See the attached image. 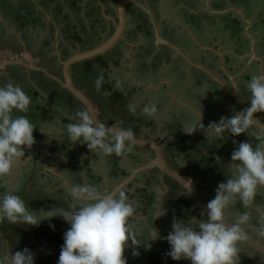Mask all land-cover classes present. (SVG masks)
I'll return each instance as SVG.
<instances>
[{
	"label": "flooded vegetation",
	"instance_id": "af4514ba",
	"mask_svg": "<svg viewBox=\"0 0 264 264\" xmlns=\"http://www.w3.org/2000/svg\"><path fill=\"white\" fill-rule=\"evenodd\" d=\"M0 1L6 9L5 11L1 10L0 7V16L3 17V21L4 18L6 19L5 13H7L11 20L21 24L20 29L23 30L19 36L15 30L10 29V25L8 29L5 28L4 22L0 19V35H5V38L9 35L3 46L0 43L1 49L19 46L22 51V55L20 53L16 55L15 59L9 60L16 63L4 66L7 69H14L16 77H9L10 73L0 68V74H2L0 79L11 80L24 77L23 90L31 97L35 105L33 109L29 107L28 113H22V115L31 117V121L37 124L33 132L35 143L31 148L22 146L25 157L21 159L22 161L28 160V162L19 163L17 167L23 169L22 173H19L16 167V171L6 178V182L9 181L13 191H17L19 186L25 187L23 179L31 174L37 178L38 182L40 180L41 183L48 184L49 191L43 189L44 194L45 192L49 194L47 192L54 189L56 192L63 189L67 193V198L71 197L70 189L73 186L85 183L97 185L103 190L114 191L117 194L123 191L136 209L135 215L130 220V225L136 234L137 243H133L131 238L127 241L124 251L127 264H157L160 256L164 257L166 264H179L168 255L171 246L167 236L172 232L173 223L178 218H182L185 223L190 219L198 221L206 219L188 190L173 177L163 174L158 167L141 171L133 176L135 168L155 157V150L152 148H143L132 144V151L124 155L126 160L121 162V157L115 154L104 156L99 150H90L87 144H72L64 128V125L72 123L68 120L69 117H72L70 114L72 113L70 112L72 111V97L63 96L62 98L66 101L63 106H59L54 100L56 96L61 97L60 92L62 93V91L72 95L61 84L65 82L63 62L77 51L92 49L100 45L117 31V26L120 24L119 0H95V3L88 5L87 1L89 0L72 1V11L67 13L61 12L58 6L56 7V0ZM136 1L151 10L161 37L177 46L180 52L166 43L158 44L156 27L150 13L134 2H130L126 6V27L122 38L108 52L88 60H94L96 67L99 65L101 69L105 70L119 67L122 72L118 74H121L125 81L120 83L121 78L117 74L112 78V81H116L115 86L122 90L135 89L138 95L139 88L134 86L138 83L137 79H141L143 76H145V85H148L146 81L151 80H154L155 85H150V95L146 94L144 102L140 101V95H133L131 104H135L136 112L139 110L141 113L138 121L133 122L134 126L117 120V122L111 121L110 117H104L102 111L94 104L102 119L118 124L124 129H132L135 136L154 138L159 142L169 164L191 180L208 203L215 198L218 184L226 182L231 154L238 148L240 141L256 143L254 138L250 137L256 129L250 130V136L248 133H241L237 136L226 130L225 136L212 140L213 137L210 134L213 130L211 128L206 130L207 123L219 122L222 116H234L237 111L244 108L236 98L227 93L221 84L197 68L195 63L210 69L226 82L231 91L237 90L250 107L251 93L246 88V82L252 75L264 74V50L261 49H264V46L260 44L256 34L251 32L255 25L257 36L260 33L262 35L264 31V25L261 30L257 24L258 21L264 22V14L260 13L258 8V4L261 2L260 0ZM98 2L104 5L103 13L98 8L100 6ZM16 3L19 10L15 6ZM262 5H264V0ZM101 13L105 22L102 18L99 20ZM29 16L33 20L32 22L29 20L22 22ZM39 16V22L42 23L41 28H38L39 22H34L39 20ZM237 19L242 23L241 28L237 24ZM246 20H250L251 24ZM71 23L72 29H70ZM67 25H69V29ZM2 26L6 31L2 30ZM247 26H249L248 29ZM228 38H231L229 42L226 41ZM87 45L89 48L85 49ZM181 52L191 61H188ZM109 53L113 54L111 58L107 57ZM18 61H22V63H17ZM112 63L115 66H112ZM30 64H34L37 69L29 66ZM74 66L75 64L71 66V73L75 82ZM17 68L21 69L17 70ZM22 68H25L28 74L23 76ZM44 70L59 80L51 77ZM231 71H234L233 74ZM0 83L2 82L0 81ZM75 84L77 85L76 82ZM131 84L132 86H130ZM0 85L2 86V84ZM54 85L59 88L56 90ZM78 87L84 90L80 86ZM207 88L208 92H211L208 95L205 94ZM91 89H93L92 92L96 91L95 86H92ZM160 89L163 93L156 104L157 112L152 117L145 116L142 113L143 107L157 101L160 93L152 94V91H160ZM84 92L88 95L85 90ZM88 96L93 100L90 95ZM51 105L54 106V109L51 108ZM205 106L207 110L204 112ZM43 107L52 109L46 112L47 118L40 115L44 112ZM210 109L214 112L212 118L214 121L212 119L205 121L203 113H209ZM254 115L264 124V112ZM74 120L77 119L74 117ZM145 120L153 121V123L142 125L141 132L136 133L137 123ZM196 122L195 130L192 133L186 132ZM50 125L58 129L56 137H50L40 131L41 127L47 132ZM70 150L72 151V160L66 161L65 164L63 155L70 156ZM218 157L219 159H217ZM99 158L103 159L105 166L107 165V170L105 169L104 172L103 164L97 163ZM15 181H19L20 185H15ZM67 184L70 188L67 187ZM262 188L264 187L258 190L251 208L254 211L257 208L264 209V191H262L264 189ZM27 196L31 201L32 198ZM22 197L28 202L25 195ZM44 198L46 197L44 196ZM55 198H58V195L53 196L50 201L51 209L58 208L53 204ZM142 205L140 213H137L139 212L138 206ZM242 206L238 201L235 206L229 208L231 218L234 219L237 213L243 212ZM174 208L180 211L179 216L177 213L172 215V212L175 211ZM147 210L151 213L145 214L144 212ZM159 213H166L167 217L163 219ZM135 223L137 226L134 225ZM154 231L158 233V236L153 240L151 238ZM249 234L264 242L263 238L250 232ZM43 241L41 240V242ZM46 244L44 248L46 251L41 253L42 255L53 252V249L48 248L50 244L48 242ZM136 244L138 247H135ZM61 246L59 244V247ZM239 247L238 264L264 263L261 260L262 255L249 250L242 243Z\"/></svg>",
	"mask_w": 264,
	"mask_h": 264
},
{
	"label": "clouds",
	"instance_id": "9594fccd",
	"mask_svg": "<svg viewBox=\"0 0 264 264\" xmlns=\"http://www.w3.org/2000/svg\"><path fill=\"white\" fill-rule=\"evenodd\" d=\"M103 82L101 74L95 82L98 92ZM246 88L251 93L250 107L231 117L222 116L209 128L217 138L226 130L238 136L249 135L251 129H256L249 135L256 143L240 142L232 152L228 178L218 184L215 198L207 203L206 219L173 223V231L167 236L171 246L168 255L173 260H190L191 264H238L240 243L251 239L248 231L253 218L251 211L237 213L233 219L229 208L238 201L245 209L252 208L259 188L264 187V128L253 118L255 113L264 112V74L252 75ZM31 103V97L19 85L9 82L0 86V180L16 171L21 158L25 157L22 146L31 148L35 143L33 132L37 124L26 115H13L14 111L28 113ZM128 107L136 112L135 104ZM156 112L154 103L142 109L147 117ZM76 117V122L64 125L72 144H87L90 150H99L104 156H124L132 151V129L109 128L88 110L77 111ZM197 122L186 132L192 133ZM40 131L56 137L58 129L50 125L47 132L41 127ZM70 196L67 207L36 212L23 197L6 191L0 195V220L38 226L44 219L62 217L70 227L64 233L58 264H127L124 256L127 241L130 238L133 243L137 241L130 225L136 209L126 193L108 192L85 183L73 186ZM256 211L258 226L254 231L264 238V209ZM157 236L158 233L151 239ZM0 264H35V254L25 247L22 251L0 255Z\"/></svg>",
	"mask_w": 264,
	"mask_h": 264
},
{
	"label": "rangeland",
	"instance_id": "374dc122",
	"mask_svg": "<svg viewBox=\"0 0 264 264\" xmlns=\"http://www.w3.org/2000/svg\"><path fill=\"white\" fill-rule=\"evenodd\" d=\"M45 1V0H44ZM57 2H59V0H56ZM69 1H77V0H69ZM79 2H81L82 0H78ZM83 1H86V0H83ZM88 3H87V5L88 4H92V3H95V0H89V1H87ZM260 2H261V4H258V8L260 9V13H262V14H264V5H262V2H263V0H260ZM99 4L98 5H100L98 8H99V10H101V12L103 13V9H104V5H101L100 4V2H98ZM57 5H58V3H57ZM59 6V5H58ZM19 9V8H18ZM2 10H6V9H2ZM70 10L69 9H66L64 12H69ZM58 13V12H57ZM102 13H101V16H99V20L102 18L103 20L105 19L104 18V16L102 15ZM6 14V19L8 20H6L5 18H4V27L5 28H7L8 29V27H9V25H10V29L12 30V31H16L18 34H21L22 33V31L23 30H21L20 29V27H21V24H17L16 22H14L13 20H11L9 17H8V14L7 13H5ZM71 15H72V12H71ZM42 17V16H41ZM39 18V20H35L34 22H39L40 21V16L38 17ZM30 21V22H32L33 20H31L30 19V16L26 19H23L22 20V22L23 21ZM83 21V20H82ZM102 22V21H101ZM104 22H105V20H104ZM197 24L199 23V22H196ZM223 24V23H222ZM258 26L259 27H261V30H262V28H263V25H264V22L263 21H258ZM224 25V24H223ZM87 26V25H86ZM3 27V26H2ZM2 28V30H4V31H6V29L5 28ZM29 26H27V29H29L28 28ZM42 27V23L41 22H39L38 23V28H41ZM70 29H72V23L70 24ZM255 27H256V25L253 27V31H251L252 32V34H256V38L259 40V42H260V44L261 45H263L264 46V41H263V34H264V31L262 32V35H260L259 34V36H257L258 35V33H255ZM224 28H225V26H224ZM24 29V28H23ZM68 29H69V26H68ZM92 29V28H91ZM257 31H260V29H257ZM21 32V33H20ZM91 33V32H90ZM89 33V34H90ZM231 38H228V39H226V41L227 42H229V40H230ZM225 45H228V44H225ZM87 48H89L88 47V45L85 47V49H87ZM262 50H264L263 48H261ZM22 51L20 50V48H19V46H17V48L16 47H14V46H11L10 48L8 47V48H3V49H1V52H0V62L1 63H3V62H6V60H10V59H15L16 58V55H19L20 53H21ZM263 54V53H262ZM21 55H22V53H21ZM113 56V54H108L107 55V57L108 58H111ZM20 58V57H19ZM93 61V60H92ZM23 62H24V60H23ZM91 61H88V60H86V61H83V62H79V63H76L75 64V66H74V79H75V82L77 83V85L78 86H80L81 87V85H83L84 87H86L84 90L86 91V90H88L87 91V93H88V95H90L93 99H94V96L91 94V93H93L92 92V90L89 88V87H87L86 85V83H83L82 84V80H86V82H90L91 80L93 81V84H91V86H95V82H96V79L102 74H104V73H108L107 75H108V80L107 81H111L112 80V78L117 74V76H119V78H121L120 79V83H123V81H125V78L123 77L122 78V76H121V74H118V73H121L122 71H121V69H119V67H117V69H116V67H115V69H101L100 67H99V65H97V67H95L94 65L92 66V68L90 69V68H88V63H90ZM112 66H115L113 63L111 64ZM35 66V65H34ZM111 66V67H112ZM0 68H3V70L5 71V70H7V72H9L10 74H9V77H12V76H14V77H16V73H15V70L14 69H10V68H4V66H2V67H0ZM18 69H21V68H17V70ZM76 70H78V72H76ZM21 71H23V76L24 75H26V73H27V71L25 70V68H22V70ZM142 71V70H141ZM232 72V74H233V72L234 71H231ZM93 73H96V74H93ZM141 73V72H140ZM150 73V71L148 72V74ZM28 74V73H27ZM142 74V73H141ZM231 73H230V75H232ZM1 76H2V74H0ZM96 75V76H95ZM157 75V74H156ZM22 76V77H23ZM151 77V76H150ZM147 78H149V76H147ZM23 79H24V77H23ZM23 79L21 78V79H11V80H8V79H6V78H1L0 79V81L2 82V83H0V84H2V86L3 85H5V84H7V83H9V82H11V83H13L14 85H19L22 89H24V82H23ZM3 80H4V82H3ZM144 81H145V76H143V77H141V79H137V82L138 83H141V84H138L137 83V85L135 84V86L134 87H138L139 88V90H138V95H137V93H135L134 95H137V96H139L140 95V98H141V100L140 101H142V102H144L145 101V96H146V94L147 95H150V85H155V83H153L154 82V80H151V81H146L147 83H148V85H145L144 84ZM20 82V83H19ZM86 84V85H85ZM1 86V85H0ZM55 86V88H56V90L59 88V87H57L56 85H54ZM130 86H132V84L130 85ZM157 86V85H156ZM148 90V91H147ZM208 88L206 89V93L205 94H209V93H211V92H208ZM230 90H231V88H230ZM61 91V90H60ZM160 93V95H158V97H157V101L156 102H153L155 105L158 103V99L160 98V96H161V93H163V91H162V89H160V91H156V90H153L152 91V94H156V93ZM60 94H61V97L59 96V97H55V103L56 104H58L59 106H63V105H65V103H66V101L62 98L63 96L64 97H66V98H71L72 97V95L70 94V93H66L65 91H62V93L60 92ZM67 94V95H66ZM151 94V95H152ZM142 102H140L141 104L140 105H142ZM218 102V101H217ZM97 103V102H96ZM153 103H151V104H153ZM74 104H75V100L72 98V105H71V108H72V111H70V112H72V113H70V114H72V117H69V121L70 122H76L75 120H74V117H76V114L75 113H73L74 111H78V110H85L84 108H83V106H80L77 110H75V106H74ZM77 104V106L79 105L78 103H76ZM34 105H35V102H32L31 103V105H30V108L31 109H33L34 108ZM97 105V107H98V109H99V104L97 103L96 104ZM149 105V104H148ZM76 106V107H77ZM144 106V105H143ZM142 106V107H143ZM47 109H49V110H52V109H54V106H52L51 105V108H49V107H46ZM100 110V109H99ZM203 110H204V112L207 110V108H206V106L203 108ZM54 112V111H53ZM17 114H20V115H22V113H19V112H17ZM205 114V115H204ZM214 112L210 109V112L209 113H203V118L205 119V121H209L208 119H212L213 117H214ZM119 116V115H118ZM30 120H31V117H28ZM118 118H120V117H118ZM78 119V118H77ZM126 119H129V118H127L126 117ZM213 120V119H212ZM214 121V120H213ZM206 125V124H205ZM210 125H211V123L209 122V123H207V125H206V130L208 131L209 130V127H210ZM210 135H212V140H216V139H214V138H217V137H215V135H214V133L212 132ZM222 136H225V134L224 135H222ZM218 139V138H217ZM220 141V140H219ZM240 141V140H239ZM238 141V142H239ZM241 142V141H240ZM223 143V142H222ZM77 148V147H76ZM72 151L70 150V156H68V154H66V155H63V160H65V164H66V161H69L70 159L72 160V153H71ZM127 155V154H126ZM66 156H68L67 158H65ZM119 157H121V159H120V161L122 162L123 160H126V158H125V156H119ZM105 160V159H104ZM129 160V159H128ZM97 163L98 164H100V165H102L103 164V166H104V168H102V170H103V172L105 171V168L107 167V165L105 166V164L103 163V159L101 160V158H99V159H97ZM28 162V160L27 161H22V159L20 160V164H25V163H27ZM17 171L20 173H22V171H23V169L22 168H20L19 166L17 167ZM17 172V173H18ZM30 176H26V178L25 179H23V183L25 184V187H24V192H25V198H27V200H28V203L29 204H31V202H33V200H34V197H38L39 198V200H41V199H44V193H43V189H44V191H49L48 190V184L47 183H41L40 182V180H39V182H38V180H36L37 178L34 176V175H31V174H29ZM14 181V180H13ZM34 181H36V182H34ZM15 185L17 184V186H18V184H19V181H15V183H14ZM33 187H35V188H33ZM262 189H264V188H262ZM259 190H261L260 188H259ZM42 191V192H41ZM262 191H264V190H262ZM40 193H42L41 195H40ZM47 193H49L48 194V197L46 198L47 199V201H50L52 198H53V196L55 197V195H59V193H57L56 192V189H54V190H52V191H50V192H47ZM23 195V196H24ZM27 195H29L32 199H31V201H29L30 200V198H28V196ZM60 198V197H59ZM43 203H44V201H43ZM45 204V206H47L46 204H47V202L46 203H44ZM51 205V204H50ZM53 205V204H52ZM64 206H66V205H64ZM48 208H50V206H47ZM141 207H143V205L142 206H138V208H141ZM242 209H243V211H251V213H252V216L254 217V218H252V220H251V222H250V224H249V226H248V229H249V232L250 233H252V234H254V235H257L256 234V232L254 231V227H256V226H258L257 225V216H258V214H257V211H254V210H252L251 208L250 209H245L243 206H242ZM174 210L175 211H173L172 212V215H173V213L174 214H176L177 213V215L178 214H180V211L177 209V208H174ZM159 216L161 217V216H163V219L165 218V217H167V214L166 213H159ZM179 216V215H178ZM43 223H45V221L44 220H42L39 224H41V225H43ZM131 223H132V221H131ZM45 225H48L47 223L45 224ZM70 227V226H69ZM69 227H67V229L66 230H68V228ZM22 226H21V223H16V224H12L11 222H9L8 224H4L3 223V221L2 220H0V253H1V255L3 254H11L12 252L14 253V252H16V251H19V249H20V244L22 245V244H24L27 240L26 239H28V238H26V237H28V236H26L25 237V235H28L29 233H31L32 231H33V228L32 227H30V225H26L25 227H23L22 229ZM18 231H20V234L21 235H23V236H21L22 238L20 239V238H18V237H16L15 235H16V232H18ZM26 233H25V232ZM42 232V231H41ZM155 232V235L157 234L156 233V231H154ZM263 240H264V238H263ZM33 246H30L29 247V249L33 252V253H43L44 251H46V250H44V248H45V246L47 245L46 243H44L45 241H43V242H41V241H39V242H37L36 241V239H34L33 240ZM46 244V245H45ZM183 262H185V259H183L182 260V262L181 263H183Z\"/></svg>",
	"mask_w": 264,
	"mask_h": 264
},
{
	"label": "trees",
	"instance_id": "16d2710c",
	"mask_svg": "<svg viewBox=\"0 0 264 264\" xmlns=\"http://www.w3.org/2000/svg\"><path fill=\"white\" fill-rule=\"evenodd\" d=\"M0 7H1V10L4 9V5L1 3V1H0ZM237 24H238L239 28H241L242 23L239 19H237ZM8 36L9 35H7V37L5 38V35H0V43H2V46L4 43H6L5 40L8 38ZM1 47H0V49H1ZM88 61H91L90 63L87 64L88 68L91 69L93 65L96 67L94 60L93 61L88 60ZM76 72H78V70H76ZM93 74H96V73H93ZM103 76H104V82L102 84L101 90L99 92L97 90L95 92H93L94 93L93 96L95 95L94 99H93L94 103L99 104V109L104 114L103 115L104 117L109 116L110 120L113 122L119 121V122L126 123V125L130 124V126H134L133 122L138 121V118H140L141 113H139V110L135 113L131 112L129 110L128 106H129V104H131L132 99H133V95L136 93V90L135 89H133V90L130 89V90H126V91L122 90L121 88H118L115 86L116 81H112V80L107 81L108 80L107 73H104ZM83 83H86L87 85L86 84L85 85L87 87H89L90 89L92 88V86H91V84H93L92 80L90 82H86V80H82V84ZM81 88L85 89L86 87L81 85ZM91 90H93V89H91ZM87 91L88 90H86V92ZM72 98L75 100V104H74L75 110H77L80 106H83V108L86 110L85 106L75 96L72 95ZM76 103H78L79 105L77 106ZM42 110L44 112L41 113L40 115L43 116L44 118H47L46 112L49 111V109H47L46 107H43ZM78 111H80V110H78ZM13 113H15L16 115H20V114H17V112H15V111ZM73 113L76 114V111H74ZM143 116H141L142 119H143ZM118 117H120V118H118ZM126 117L129 119H126ZM75 118L77 119V117H75ZM152 123H153V121H148V120L137 123L136 127L138 129L136 128V130H137L136 133L141 132V126L142 125L152 124ZM127 127H129V126H127ZM87 163H88V160H87ZM6 191L15 192L16 194L20 195L21 197L25 194L24 188H22V186H19L17 191H13V188H11V183L9 181L6 182V178H5L3 180H0V195H2ZM57 193H59L58 198H55L53 200V204L56 205L57 207H67V205L71 201V197L67 198V193L65 191H63V189H61ZM44 196L47 198L48 194H46V192H45ZM46 198L39 200L38 197H34V200H33V202H31V204H29L28 202H26V203L31 210L36 211V212H39L40 210L41 211L50 210L51 208H48L47 206H50L49 204H50V201L52 199L50 201H47ZM43 201H44V203L47 202V204H46L47 206H45ZM64 205H66V206H64ZM144 213L147 214V213H151V212L147 210ZM152 215H153V212H152ZM2 221L5 225L9 223V221L7 219H3ZM44 221H45V223H43V225H41V224H39L38 226L37 225H30V227L33 228V231L31 233H29L28 235H25V237L28 236V237H26L28 239H26L27 241L24 244H22V245L20 244L19 251H22L25 247L29 248L34 243L33 242L34 239H36L37 242L44 240L45 241L44 243L48 242L50 244V247H48V248L53 249L52 250L53 252L49 253L48 255H42V254L34 253L35 254V264H58V259H59L60 252H61V247H59V244L60 245L64 244V239H63L64 233L67 231L66 229L70 225L68 223H66L62 217H55V218H52L50 220L44 219ZM177 221H183V219L178 218V220H176V222ZM46 223L48 225H45ZM26 225L27 224H21L22 228L25 227ZM50 225H54V228L51 227ZM171 229L173 231V227ZM15 236L21 239L22 238L21 236H23V235H21L20 231H18V232H16ZM0 255H1V253H0ZM56 256H58V257H56ZM182 260L183 259H181L179 261L176 260V261H177V263L182 264L181 263ZM157 264H166L164 257L160 256ZM183 264H191V261L185 260V262H183ZM262 264H264V263H262Z\"/></svg>",
	"mask_w": 264,
	"mask_h": 264
},
{
	"label": "water",
	"instance_id": "95a60500",
	"mask_svg": "<svg viewBox=\"0 0 264 264\" xmlns=\"http://www.w3.org/2000/svg\"><path fill=\"white\" fill-rule=\"evenodd\" d=\"M130 2H134L135 4L139 5L142 9H144L145 11H147L148 13H150L151 18L154 22V25L156 27V34H157V43H166L169 46H171L172 48H174L175 50L179 51V48L177 46H175L173 43L169 42L168 40H165L164 38L161 37L158 26H157V22L154 18V15L152 14L151 10L146 7L145 5L139 3L136 0H119V7H118V12L120 15V24L117 26V31L115 32V34L108 38L107 40H105L104 42H102L100 45L92 48V49H88V50H84V51H77L73 56H71L69 59H67L66 61L63 62L64 64V75H65V82H62L61 84L67 88L73 96H75L86 108V110L90 111V113L93 115V117L98 121V122H102L104 123L107 127L111 128H122L123 127L119 126L118 124H113L111 122H108L104 119H102L100 117V115L97 112V108L93 102V100L84 92V90H81L74 82L73 80V75L71 73V66L73 64H76L78 62H82L88 59H92L95 58L97 56L103 55L104 53L108 52L109 50H111L113 47H115V45L119 42L120 38H122L123 36V32L124 29L126 27V6L130 3ZM222 12V11H220ZM0 18L2 19V17L0 16ZM248 23L251 24V21L246 20ZM248 29V27H247ZM251 36V35H250ZM254 40V39H253ZM181 54L188 60L191 61L185 54H183L181 52ZM11 63H16L14 61H6L3 63H0V67L2 66H6L7 64H11ZM17 63H22V61H18ZM25 65H28L26 63H24ZM29 66L36 68V66H34V64H30ZM195 66L199 69H201L202 71L206 72L207 74H209L214 80H216L219 84H221L223 86V88L227 91V93L236 98L243 106V108H247L249 107L246 103V101L244 100V98L238 93L237 90H235V92L231 91L229 89V87L227 86L226 82L223 81L219 76L215 75L210 69H208L207 67H205L202 64H197L195 63ZM48 75H50L51 77L57 79V77H55L54 75H51L50 73H48L46 70H44ZM233 80V76L231 77ZM59 80V79H57ZM234 81V80H233ZM254 120L257 121L259 125V127L264 128V124L260 122V120H258V118L254 115ZM134 145H137L139 147H143V148H152L153 150H155V157L154 158H150V160L145 163L144 165L137 167L133 170V176L140 173L141 171H145L154 167H158L160 168V170L163 172V174H167L171 177H173L175 180H177L182 186H184L189 194L191 195L192 199L194 200L196 206L201 210V212L204 213V216H206L207 214V202L204 200V198L200 195L198 189L195 187L194 183L189 180L187 177H185L181 172L177 171L176 169H174L169 162L167 161L165 154L161 148V146L159 145V142H157L154 138H145V137H138L134 135V139H133V143ZM251 239L247 242H241L244 246H246L249 250L251 251H255L256 253L262 255V261H264V242L256 237H254L253 235L250 234Z\"/></svg>",
	"mask_w": 264,
	"mask_h": 264
},
{
	"label": "crops",
	"instance_id": "0c3cea01",
	"mask_svg": "<svg viewBox=\"0 0 264 264\" xmlns=\"http://www.w3.org/2000/svg\"><path fill=\"white\" fill-rule=\"evenodd\" d=\"M18 3V2H17ZM17 3L15 4L16 6H17ZM57 3H58V5H57ZM56 3V7L58 6V8H59V10L61 11V12H63V11H65L66 9H70V11H72V1H69V0H59V2H57ZM18 7V6H17ZM19 8V7H18ZM19 10V9H18ZM2 17V16H1ZM227 17H229V16H227ZM1 19V18H0ZM65 19V18H64ZM2 21H3V17H2V19H1ZM58 23V22H57ZM58 24H60V23H58ZM63 25H65L64 23H62ZM67 26H69V25H67ZM66 26V27H67ZM64 27V26H63ZM65 27V28H66ZM248 28H249V26H247ZM19 36H20V34H19ZM106 170H107V168H105ZM138 210H139V212H137V213H140V208H138ZM136 213V212H135ZM138 216H139V214H138ZM135 226H137V224L135 223L134 224ZM134 228H136V227H134ZM154 235H155V233H154ZM155 238H153V240H154ZM152 240V241H153ZM135 247H138V244H136V246ZM169 264V263H168ZM183 264V263H182Z\"/></svg>",
	"mask_w": 264,
	"mask_h": 264
},
{
	"label": "bare ground",
	"instance_id": "6f19581e",
	"mask_svg": "<svg viewBox=\"0 0 264 264\" xmlns=\"http://www.w3.org/2000/svg\"><path fill=\"white\" fill-rule=\"evenodd\" d=\"M67 187H69V188H70L69 184H67Z\"/></svg>",
	"mask_w": 264,
	"mask_h": 264
}]
</instances>
